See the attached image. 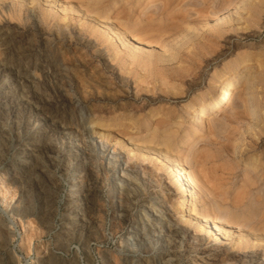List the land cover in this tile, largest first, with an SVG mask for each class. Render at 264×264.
Returning a JSON list of instances; mask_svg holds the SVG:
<instances>
[{
	"label": "rangeland",
	"instance_id": "obj_1",
	"mask_svg": "<svg viewBox=\"0 0 264 264\" xmlns=\"http://www.w3.org/2000/svg\"><path fill=\"white\" fill-rule=\"evenodd\" d=\"M87 1L0 0V264H264V0H173L148 27L162 0L130 5L146 40L223 1L218 47L197 52L210 33L190 25L144 43L145 65L104 28L129 4L104 17L109 0ZM240 54L229 83L245 86L195 123ZM157 152L193 178L196 220Z\"/></svg>",
	"mask_w": 264,
	"mask_h": 264
},
{
	"label": "bare ground",
	"instance_id": "obj_2",
	"mask_svg": "<svg viewBox=\"0 0 264 264\" xmlns=\"http://www.w3.org/2000/svg\"><path fill=\"white\" fill-rule=\"evenodd\" d=\"M143 1L144 0H109L107 5H106L107 7H105V9H104V7H102V14L104 15V17H107L109 14H112L114 12V10H116L120 7V6H118V3L123 2L124 4H129V7H127L126 11H124V13L120 14L121 17H120V22L118 24V28L111 25L112 23H108V22L104 28H105V31H107V30L109 31L110 35L119 34L120 33L119 28L122 29L121 30L122 32H126L127 34L129 33L130 38L132 40L128 44L131 45V48H132L131 54H133L134 59H138L137 56H139L140 57L139 61L141 60L143 53L140 50H141L142 46L144 45V43H146V42L160 43V41H162V40H164L165 42L170 41L171 38L172 39L175 38V36L177 34L180 35V32H183L184 27L186 28V27H189L190 25L191 26L194 25L193 27H195V28L197 27L198 29L201 30V33H203V35H201V36L196 34L197 35L196 37L202 38L205 34L210 33L211 38L204 37L201 44H199L198 47H196L197 52L204 49V50H208L207 53H210L214 47H218V41L224 36V31H223V29H221L223 27L222 26L223 23L222 24L220 23L221 17L223 16V14L220 12L223 11V8H224L223 4H222L223 1H222L216 7L217 10L215 11L216 12L215 17L206 18L203 16H194L193 18H191V16H190V18L187 17V18H189L188 20L187 19L184 20V17H183L182 20L174 22V23L168 21L166 23V26L169 25L167 27V29H165L163 32L162 31L158 32L159 33L158 39H146L145 40V38H142L140 35H138V36L136 35V32L138 31V26H139V28H142L143 26L148 27V25H151V23L154 20L161 21L164 17H166L168 14L171 13L172 9H170V7L172 8L171 4H172L173 0H162L159 2V3H161V5L158 4L159 6L157 5L151 9H149L147 11V15L150 17V20L147 21L142 27H140V24L142 23L141 19H136V20L131 19L132 17L130 15V11H133V9L130 5H134V3L139 4L140 2H143ZM151 1L152 0H148V4ZM227 2H228V0L225 3H227ZM84 5L86 6V8H89V9L91 8L95 12H97L98 3L95 0H93V1L88 0ZM136 10H138V9H136ZM178 10L181 12L180 14H182V13L188 14L189 13L187 11V9H185V8H181ZM173 13H174V11H173ZM189 14L193 15L192 13H189ZM177 16H178V14H177ZM172 21H174V20H172ZM132 41H134L135 43H133ZM250 56H251V54H249V55L248 54L236 55V59L233 61V63H231L230 65L225 67V69L223 71L224 78L212 87L207 98L205 100H201L198 103L197 107H193V105L191 106L192 109L193 108L195 109L194 114H193L195 123L205 122V120L207 119V117L209 115L214 114L216 111H218L222 108L223 104L227 100V97H229L230 95H233V97H235L236 95H239V91L242 89L241 86L244 87L245 83H242L241 85H239L238 83L231 85L229 83V81L232 78H234L235 74H239V73L243 72L242 68L244 66H247L248 57H250ZM146 61L149 62L150 60L146 59V60L140 61V63L145 65L147 63ZM261 76L263 77V74ZM252 82H253V80L251 81V83ZM247 101H248V99H247ZM191 108L187 107V110L189 111ZM166 115L168 116L169 113H166ZM149 121H150V118L147 119L144 122V124L148 123ZM190 137L191 136H189L188 138H190ZM155 156L157 158H159V160L161 162L167 163L168 166L170 167V169H172L174 171V173L176 174V180L178 179L181 181L182 195H181V200L178 204V211L180 212L181 216L184 218L183 221L189 222V221L196 220L197 216H196V214H194L193 209H192V205L194 203V201H193V189H194L193 178H191L190 176H188L184 173L183 166L181 165V163L179 161H175V160L171 159L170 157H168V156H166L160 152H157L155 154ZM247 164L252 165L251 162H248ZM3 180H4L3 176L0 173V184H2ZM199 214H200L199 220H200V224L202 226L210 227L211 229H214L216 232H218L220 230L219 229L220 226L216 222L210 221L207 209L203 208L201 213H199ZM126 238H129V237H126ZM216 250L217 249H213L212 252L216 253L217 252Z\"/></svg>",
	"mask_w": 264,
	"mask_h": 264
}]
</instances>
